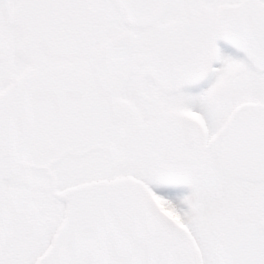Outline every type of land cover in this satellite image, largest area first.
<instances>
[{"label":"snow or ice","instance_id":"obj_1","mask_svg":"<svg viewBox=\"0 0 264 264\" xmlns=\"http://www.w3.org/2000/svg\"><path fill=\"white\" fill-rule=\"evenodd\" d=\"M0 264H264V0H0Z\"/></svg>","mask_w":264,"mask_h":264}]
</instances>
